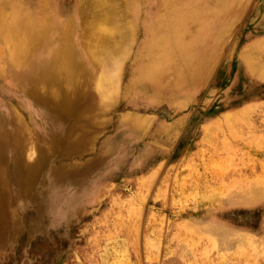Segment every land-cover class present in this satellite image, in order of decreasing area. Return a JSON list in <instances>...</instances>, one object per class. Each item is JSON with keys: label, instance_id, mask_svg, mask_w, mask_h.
Wrapping results in <instances>:
<instances>
[{"label": "rangeland", "instance_id": "obj_1", "mask_svg": "<svg viewBox=\"0 0 264 264\" xmlns=\"http://www.w3.org/2000/svg\"><path fill=\"white\" fill-rule=\"evenodd\" d=\"M48 6L79 36L110 7L120 33L88 44L121 73L100 104L88 75L40 81L41 56L30 91L0 72L17 138L0 140V264H264V201L233 193L264 180V79L243 56L264 38V0ZM157 62L165 81L137 80Z\"/></svg>", "mask_w": 264, "mask_h": 264}, {"label": "bare ground", "instance_id": "obj_2", "mask_svg": "<svg viewBox=\"0 0 264 264\" xmlns=\"http://www.w3.org/2000/svg\"><path fill=\"white\" fill-rule=\"evenodd\" d=\"M107 1L95 0L100 7L105 6ZM120 1L122 2V0ZM0 7V72L18 69L17 83L23 89L30 91L36 86L35 76L32 75L35 74L32 71V62L36 57L41 56L40 65L43 68L38 71V73L40 72L38 78L40 81L64 83L65 79L61 77L63 73L65 75L72 74L70 77L76 80L85 74L92 78L90 85L95 92L97 101L100 104L107 102L121 69L120 66L110 69L108 63L99 56L100 53L94 52L88 41L90 36L110 32L120 33L121 27H119L115 16L111 14L110 7L107 6V12L101 17L88 21L80 36L75 34L78 22L76 19L74 20L73 16L70 18V20L72 19L70 22H64L61 14L56 10L51 11L52 14L49 13L50 11L47 12L48 9L50 10L48 0H35V2L32 0H0ZM38 44H40V55L37 56L34 54V49L36 50L35 47ZM248 50L247 56H243L246 58L244 62L247 64L250 74L264 79V63L260 62V57L264 54V38L255 41ZM84 52L89 55V58L85 56ZM243 56L241 54L242 58ZM159 63L142 64L136 72L137 80L151 84H160L159 82L165 81L167 72L160 68ZM71 82V80L66 81L70 84ZM176 82L179 83L180 80L176 79ZM246 108L242 106L235 111H238V116H246ZM238 113L227 114L226 118H236ZM0 140L12 142L17 138H14L12 134L8 135L0 124ZM27 170L25 169V174ZM243 182L241 186L238 185V189L233 190V193L241 194L240 197L248 200L247 202L264 201V180L253 179Z\"/></svg>", "mask_w": 264, "mask_h": 264}]
</instances>
